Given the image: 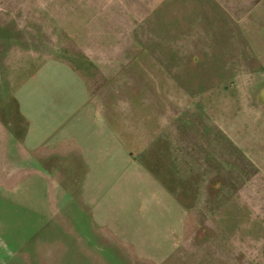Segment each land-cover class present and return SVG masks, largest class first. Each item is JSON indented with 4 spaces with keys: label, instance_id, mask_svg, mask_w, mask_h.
<instances>
[{
    "label": "rangeland",
    "instance_id": "374dc122",
    "mask_svg": "<svg viewBox=\"0 0 264 264\" xmlns=\"http://www.w3.org/2000/svg\"><path fill=\"white\" fill-rule=\"evenodd\" d=\"M0 54L14 86L50 56L89 63L98 81L124 68L142 129L147 118L150 130L183 133L182 165L204 163L189 167L198 196L188 248L173 259L264 260V0H0Z\"/></svg>",
    "mask_w": 264,
    "mask_h": 264
},
{
    "label": "crops",
    "instance_id": "0c3cea01",
    "mask_svg": "<svg viewBox=\"0 0 264 264\" xmlns=\"http://www.w3.org/2000/svg\"><path fill=\"white\" fill-rule=\"evenodd\" d=\"M77 59L46 57L15 86L0 61V264H187L173 255L188 248L195 213L199 180L188 171L204 163L182 165L183 133L150 130L147 118L142 129L136 101L123 98L124 68L98 81Z\"/></svg>",
    "mask_w": 264,
    "mask_h": 264
}]
</instances>
